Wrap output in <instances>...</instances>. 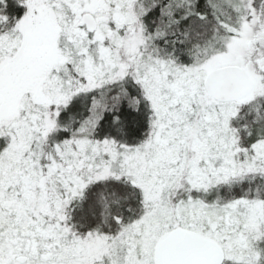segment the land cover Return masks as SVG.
<instances>
[{
  "label": "rangeland",
  "instance_id": "1",
  "mask_svg": "<svg viewBox=\"0 0 264 264\" xmlns=\"http://www.w3.org/2000/svg\"><path fill=\"white\" fill-rule=\"evenodd\" d=\"M134 1L25 0L26 12L12 30L18 38L12 31L1 37L0 135L5 128L12 134L0 177V264H14L5 262V255L17 254L28 256L20 264H49L47 255L54 256V264H155L156 242L175 226L199 234L198 229H205L210 238V230L215 232L223 241L227 262L254 258L251 241L264 232L261 202L237 198L220 204L213 198L206 205L192 201L191 191H201V196L237 174L264 172V139L247 147L236 145L227 121L240 104L264 92V58L252 56L254 64L249 62L247 68L254 88L240 100L213 102L204 95L202 83L210 68L240 64L247 48L260 49L264 33L259 46L250 33L257 26L264 32L258 0L212 1L221 30L186 55L179 41L174 50L161 49L154 41L155 25L135 24ZM85 11L95 16L94 32L75 26ZM9 50L11 55H6ZM118 81L128 83L131 94L153 113L143 139L133 144L73 132L51 147L56 162L53 158L43 166L39 155H33L38 151L29 150L22 166L11 163L10 154L27 147L25 139L34 132L40 139L49 133L69 101ZM100 108L98 99H91V123L99 118ZM75 109L82 112L80 105ZM28 111L38 114L36 128V118ZM16 115L15 123L11 119ZM130 119L143 122V115ZM96 176L133 181L141 189L145 209L113 237L93 233L82 239L62 223L67 213L57 189L62 186L68 196H75L84 177ZM14 196L16 207L6 204L3 210L2 200ZM32 231L41 247L33 245Z\"/></svg>",
  "mask_w": 264,
  "mask_h": 264
},
{
  "label": "trees",
  "instance_id": "2",
  "mask_svg": "<svg viewBox=\"0 0 264 264\" xmlns=\"http://www.w3.org/2000/svg\"><path fill=\"white\" fill-rule=\"evenodd\" d=\"M17 1L19 3L21 2V5L15 0L13 1L14 5H12L11 0H1L0 40L4 34L8 35L10 31L17 27V24L22 20L26 12L25 0ZM212 1L214 0H181V4L175 10L172 9V12H168L164 16L163 5L160 4L161 0H136L133 2L131 15L132 17H136V25L142 24L146 27L143 19L147 18L148 10L154 8L155 5H161L162 10L159 11V14L151 18L156 21L154 22V28L157 37L152 32L154 41L161 46V49L167 46L170 50L178 47L177 43L179 41L182 43L179 49L186 55L188 51H193L196 46L204 45L217 31L221 30ZM256 4L258 9H260L259 11L264 15V0H258ZM176 11L178 12L176 13ZM257 27H253V33L252 30L250 31L251 36L258 30L259 27ZM12 32L15 34V39H17V33L15 31ZM176 33L181 35V38L179 40L177 39V42L175 39ZM164 37L165 40L160 39ZM260 44L261 40L258 39L256 46ZM259 47V50L256 49L253 52L250 51V48H247L246 57L242 59L240 64L246 67L249 66V62L254 64L252 60V56L254 55H259L261 58H264V42ZM2 54L0 49V55ZM8 54L11 55L10 50L6 53V55ZM262 71L264 72V66ZM205 92L206 90L203 88L204 95L206 96L207 94L213 102L227 103L236 101H219ZM94 93L88 92L87 96L77 97L69 101L62 111L59 112V121L49 130V133L46 132L45 137L43 136L40 139L38 132H34L29 137V140L25 139L27 147L24 151L17 152L16 154H20L23 157L29 150L30 152L37 150L39 153L37 152L33 155L36 157L35 154H38L40 163L44 166L45 163L50 164L54 160L55 162L58 161V156L55 157L56 153H54V149H51L53 144L69 138L73 132L87 135L86 137L88 138L92 136L93 138L101 140L102 137H106L133 144L147 135V132L150 130L147 128L148 119L153 116V113L151 110H148L144 100L140 99L137 101L136 96L131 94L128 83L125 84L122 81L106 83ZM91 99H98L101 108H103L99 118H96L95 123H91L93 118L89 119L87 109L91 103ZM75 104L78 105V108L79 105L81 106V113L77 114ZM142 104H145V108ZM28 112L32 113L33 115L31 116L36 118L34 126L36 128L38 126V114L32 111ZM140 113L143 115V122L141 120L137 123L131 122V115L136 117L140 116ZM67 115L73 118L71 120L67 119ZM16 117L17 115L11 119L15 123L17 120ZM227 121L233 131L236 145L247 147L257 140L264 139V92L240 104ZM10 132L11 129L8 130L5 128L4 133L0 135V157L3 155L4 150H9L7 146L12 134ZM14 163H20L18 156L12 164ZM0 177H4L1 166ZM12 179H14V176H11L9 181ZM83 179H85V183L80 187L75 196H68V189L64 192L62 186H59L57 189L58 193L64 196L60 206L67 213V220L62 219L61 221L71 231L75 232L77 236L82 237V239L93 233H102L113 237L120 231L124 223L132 218H136L144 211L145 202L140 187L124 176L118 178L96 176L87 179L84 177ZM200 192L192 190L191 200L194 201L197 199L200 203L206 201V204L208 201L216 198L221 204L222 202L232 201L237 198L258 199L261 202L262 212L264 213L263 171L261 173H254L252 171L244 174L240 173L229 181L219 182L211 190L205 193L202 192L204 195L201 193V196H198L197 194ZM182 202L184 201L182 200ZM188 226L197 228L195 224L189 223ZM198 230L202 235H205V229L202 230L200 228ZM209 234L214 240H218L222 246L221 243L223 241L217 237L215 232L210 230ZM251 242L252 252L254 253L252 260L227 262V259L224 258L222 264H264V232Z\"/></svg>",
  "mask_w": 264,
  "mask_h": 264
},
{
  "label": "water",
  "instance_id": "3",
  "mask_svg": "<svg viewBox=\"0 0 264 264\" xmlns=\"http://www.w3.org/2000/svg\"><path fill=\"white\" fill-rule=\"evenodd\" d=\"M76 24L85 25L90 32L96 29L95 16L89 11L83 12ZM202 83L206 92L219 101L239 100L255 84L247 67L238 63L210 68ZM223 259V248L216 240L180 226L163 234L154 246L155 264H221Z\"/></svg>",
  "mask_w": 264,
  "mask_h": 264
},
{
  "label": "flooded vegetation",
  "instance_id": "4",
  "mask_svg": "<svg viewBox=\"0 0 264 264\" xmlns=\"http://www.w3.org/2000/svg\"><path fill=\"white\" fill-rule=\"evenodd\" d=\"M160 4L163 5V13H164V16H165V15H167L168 12H172V9L175 10L177 8V6H179L181 4V0H161ZM160 10H162V6L161 5H155L154 8L148 10L147 18L144 20V22L148 25V28H151V26L154 25V22H156V21L153 20V19H151V18L152 17H156L159 14V11ZM177 12L178 11H176V13ZM77 21L75 22V26L76 27L84 28L86 31H88L86 29L85 25H77L76 24ZM96 28H97V21H96ZM94 31H91V32H94ZM88 32L91 33L90 31H88ZM260 33H264V32H263V29L259 27V29L252 36V38H254L257 41L259 39V36L262 37V35ZM167 37H169V36H167ZM179 38H181V35L178 34V33H176L175 34L176 42L179 40ZM160 39L165 40V37L164 38H160ZM175 54L177 55V53H175ZM257 58H261V56H259ZM4 154L5 153L3 151V155ZM2 156L0 157V166L1 167L4 166V168H5L6 161L2 158ZM10 156L11 157L15 156L14 157L15 160H16V158L18 156V159L20 160V163L23 160V157L20 154H14V155L13 154H10ZM14 159L11 160V163H13ZM20 163L19 164L14 163V164L17 165V166H22V165H20ZM17 203L18 202H17L16 196H14V197H8L6 200H4V202L2 204V209L4 210V208H6V206H4L6 204H9V205L15 204V207H16ZM53 210L54 209H52L50 212H52ZM31 235L32 236H36V238L34 239L35 240V243L33 244L35 246V248H37L39 246L41 247V245H39V241H38V237H37V232L34 233V231H32ZM31 235H28V237H27V240L30 243H31ZM20 257H22L23 259L20 260L19 259ZM27 257L28 256H26L25 254H17V255H14V256H6L5 255V259L4 260H5V262H8V263L20 264V263L26 262L27 261ZM47 259L50 261L49 264H54L55 261L53 262V259H54V256L53 255L52 256H48L47 255Z\"/></svg>",
  "mask_w": 264,
  "mask_h": 264
}]
</instances>
